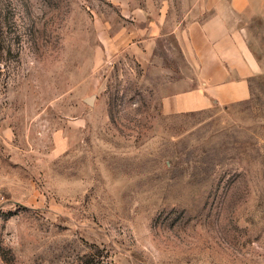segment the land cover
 Masks as SVG:
<instances>
[{
  "label": "rangeland",
  "instance_id": "1",
  "mask_svg": "<svg viewBox=\"0 0 264 264\" xmlns=\"http://www.w3.org/2000/svg\"><path fill=\"white\" fill-rule=\"evenodd\" d=\"M166 4L0 0V264H264V69L165 111Z\"/></svg>",
  "mask_w": 264,
  "mask_h": 264
},
{
  "label": "crops",
  "instance_id": "2",
  "mask_svg": "<svg viewBox=\"0 0 264 264\" xmlns=\"http://www.w3.org/2000/svg\"><path fill=\"white\" fill-rule=\"evenodd\" d=\"M181 1V2H180ZM163 7V35L173 34L196 85L163 99L167 112L243 100L264 69V0H176ZM186 5H178V3Z\"/></svg>",
  "mask_w": 264,
  "mask_h": 264
},
{
  "label": "water",
  "instance_id": "3",
  "mask_svg": "<svg viewBox=\"0 0 264 264\" xmlns=\"http://www.w3.org/2000/svg\"><path fill=\"white\" fill-rule=\"evenodd\" d=\"M86 100H87L88 102H92V97H91V96L86 97Z\"/></svg>",
  "mask_w": 264,
  "mask_h": 264
}]
</instances>
